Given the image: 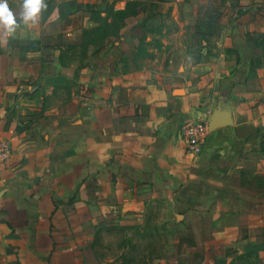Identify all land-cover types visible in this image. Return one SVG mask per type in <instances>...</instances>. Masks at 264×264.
I'll return each mask as SVG.
<instances>
[{
    "label": "crops",
    "instance_id": "0c3cea01",
    "mask_svg": "<svg viewBox=\"0 0 264 264\" xmlns=\"http://www.w3.org/2000/svg\"><path fill=\"white\" fill-rule=\"evenodd\" d=\"M92 1L45 0L36 24L0 27V264H126L171 208L194 264L264 253V0H164L185 36L163 25L182 48L160 72L76 58ZM197 118L210 135L190 154L180 129Z\"/></svg>",
    "mask_w": 264,
    "mask_h": 264
},
{
    "label": "rangeland",
    "instance_id": "374dc122",
    "mask_svg": "<svg viewBox=\"0 0 264 264\" xmlns=\"http://www.w3.org/2000/svg\"><path fill=\"white\" fill-rule=\"evenodd\" d=\"M163 2L164 0H93L89 12L80 17L79 24L82 28L78 30L76 44L72 46L76 58L82 61L107 53L113 55L115 60L109 61V64H112L113 68H120L122 72L134 71V67L137 69L147 67L152 71L160 72L168 65V58L173 53L178 54L182 48L176 41V45L171 46L174 52H168L163 39L165 35L163 25L171 27L166 35H170L173 41L185 36V31L180 29L177 18L172 17L171 21L164 17ZM141 20L150 22L153 27L140 30L134 28L135 22H141ZM186 32L187 35L190 34L188 30ZM89 64L97 65L98 63L92 61ZM162 211L158 205H154L152 209L155 213ZM170 211L169 221L151 222L159 226V229L164 223L168 224L167 233L163 235L161 230L156 232L158 228H155V236L151 241L153 243L149 252L123 253L122 258L126 264H144L148 256L152 258L150 260L152 264H162L163 258L168 264H194L205 261L203 254L193 248L194 242L186 235L184 228L174 215V209L171 208ZM126 238L122 239L134 240V238ZM116 255L119 256L120 253ZM235 262L236 264H264V253L242 254L237 256Z\"/></svg>",
    "mask_w": 264,
    "mask_h": 264
},
{
    "label": "built area",
    "instance_id": "2783aa9c",
    "mask_svg": "<svg viewBox=\"0 0 264 264\" xmlns=\"http://www.w3.org/2000/svg\"><path fill=\"white\" fill-rule=\"evenodd\" d=\"M210 129L208 122L201 118L183 124L180 129V135L186 144L188 153L197 154L205 148L210 135ZM11 155L12 150L8 143L0 138V173L6 169Z\"/></svg>",
    "mask_w": 264,
    "mask_h": 264
},
{
    "label": "clouds",
    "instance_id": "9594fccd",
    "mask_svg": "<svg viewBox=\"0 0 264 264\" xmlns=\"http://www.w3.org/2000/svg\"><path fill=\"white\" fill-rule=\"evenodd\" d=\"M46 7L45 0H23L17 14L10 9L8 0H0V27L13 34L21 24H36Z\"/></svg>",
    "mask_w": 264,
    "mask_h": 264
}]
</instances>
